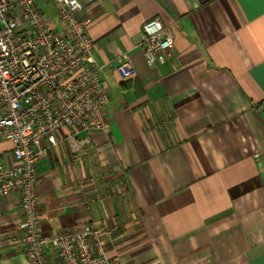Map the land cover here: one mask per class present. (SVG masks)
Here are the masks:
<instances>
[{"label":"crops","instance_id":"0c3cea01","mask_svg":"<svg viewBox=\"0 0 264 264\" xmlns=\"http://www.w3.org/2000/svg\"><path fill=\"white\" fill-rule=\"evenodd\" d=\"M82 17L111 128L87 133L89 154L61 142L38 162L42 233L117 226L124 264H264V0H100ZM155 17L174 43L151 65L141 42ZM18 197L0 198V264H29Z\"/></svg>","mask_w":264,"mask_h":264},{"label":"built area","instance_id":"2783aa9c","mask_svg":"<svg viewBox=\"0 0 264 264\" xmlns=\"http://www.w3.org/2000/svg\"><path fill=\"white\" fill-rule=\"evenodd\" d=\"M96 1L0 0V142L11 143L0 149V198L19 194L22 216L13 239L23 244L29 264H53L49 247L60 264H124L110 251L117 226L41 231L38 162L61 142L72 153L89 154L87 133L111 128L108 89L82 17ZM143 29L147 62L163 63L173 26L155 17ZM118 61L122 78L135 75L127 53Z\"/></svg>","mask_w":264,"mask_h":264}]
</instances>
